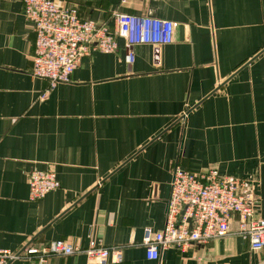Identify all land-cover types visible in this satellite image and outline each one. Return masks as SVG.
<instances>
[{
	"label": "crops",
	"instance_id": "obj_1",
	"mask_svg": "<svg viewBox=\"0 0 264 264\" xmlns=\"http://www.w3.org/2000/svg\"><path fill=\"white\" fill-rule=\"evenodd\" d=\"M55 1L114 31L115 13L169 20L175 41L135 45L129 61L117 37L115 53L94 51L52 88L32 75L23 0H0V250L95 241L121 249V264H264V250L237 235L169 247L158 260L143 244L146 229L165 227L176 165L216 168L261 197L264 0ZM34 169L54 171L60 188L31 201Z\"/></svg>",
	"mask_w": 264,
	"mask_h": 264
},
{
	"label": "built area",
	"instance_id": "obj_2",
	"mask_svg": "<svg viewBox=\"0 0 264 264\" xmlns=\"http://www.w3.org/2000/svg\"><path fill=\"white\" fill-rule=\"evenodd\" d=\"M23 13L35 34L32 75L49 81L50 87L67 83L80 63L94 51L115 53L116 38L127 42L128 60L132 47H160L175 41L177 23L151 17L114 14L117 30L84 19L77 6H61L55 0H23ZM31 201L43 199L60 188L52 170L34 169L29 173ZM261 197L246 183L222 177L216 168L193 172L176 165L173 170L167 219L161 232L146 229L143 244L148 260H158L169 247L184 249L207 245L229 235L250 243L252 251L264 250V217L260 215ZM237 224L233 229L232 224ZM83 254L87 264H121L119 248H108L91 241L82 249L67 240L37 247L27 245L19 253L0 250V264L19 258L31 264H48L53 256Z\"/></svg>",
	"mask_w": 264,
	"mask_h": 264
},
{
	"label": "water",
	"instance_id": "obj_3",
	"mask_svg": "<svg viewBox=\"0 0 264 264\" xmlns=\"http://www.w3.org/2000/svg\"><path fill=\"white\" fill-rule=\"evenodd\" d=\"M261 211H262V216L264 217V165L261 167Z\"/></svg>",
	"mask_w": 264,
	"mask_h": 264
}]
</instances>
